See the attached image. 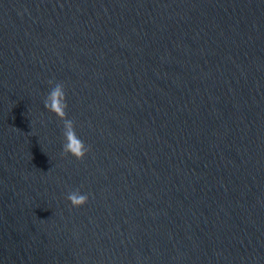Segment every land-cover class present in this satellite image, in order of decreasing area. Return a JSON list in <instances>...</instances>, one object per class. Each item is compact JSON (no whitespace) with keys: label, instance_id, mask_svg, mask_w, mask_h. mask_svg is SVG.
<instances>
[{"label":"water","instance_id":"95a60500","mask_svg":"<svg viewBox=\"0 0 264 264\" xmlns=\"http://www.w3.org/2000/svg\"><path fill=\"white\" fill-rule=\"evenodd\" d=\"M0 264H264V0H0Z\"/></svg>","mask_w":264,"mask_h":264},{"label":"clouds","instance_id":"9594fccd","mask_svg":"<svg viewBox=\"0 0 264 264\" xmlns=\"http://www.w3.org/2000/svg\"><path fill=\"white\" fill-rule=\"evenodd\" d=\"M50 91L43 101L44 109L61 122L62 125V155L69 156L77 162L82 161L90 152L87 146L77 135L74 121L67 117V102L65 85L62 82H49ZM67 201L71 208H81L88 202V194L82 193L79 189L68 193Z\"/></svg>","mask_w":264,"mask_h":264}]
</instances>
